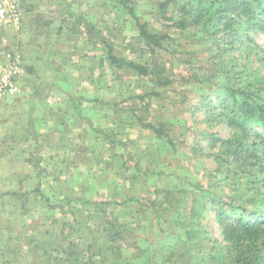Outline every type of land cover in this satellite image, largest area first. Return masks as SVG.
Masks as SVG:
<instances>
[{"label":"rangeland","instance_id":"obj_1","mask_svg":"<svg viewBox=\"0 0 264 264\" xmlns=\"http://www.w3.org/2000/svg\"><path fill=\"white\" fill-rule=\"evenodd\" d=\"M18 1L21 21H0V80L19 69L0 100V264H196L199 249L217 256L208 264L231 263L217 209L204 224L217 241L197 232L186 259L181 240L196 233L206 201H245L254 194L247 178L262 172L257 159L213 147L212 137L248 138L195 107L224 99V80L234 85L223 70L209 77L213 54L231 52L223 69L231 54L248 63L242 86L264 76L260 52L248 59L251 51L226 45L223 33L206 39L195 27H175L179 16L171 6L165 15L163 0L129 3L151 32L169 37L155 55L119 0ZM106 43L119 58L164 69L173 84L112 66ZM148 124H165L167 136Z\"/></svg>","mask_w":264,"mask_h":264},{"label":"trees","instance_id":"obj_2","mask_svg":"<svg viewBox=\"0 0 264 264\" xmlns=\"http://www.w3.org/2000/svg\"><path fill=\"white\" fill-rule=\"evenodd\" d=\"M119 2L135 20L139 36L151 52L155 55L158 50H166L165 41L169 40L168 35L151 32L148 25L138 17L135 8L129 4L131 3L130 0H119ZM160 5L162 10L165 11V15L170 6L176 11L179 19L175 21V27L179 29L195 27L203 33V38L209 36L216 39L219 34L223 33L220 38H223V43L226 44L227 42L226 45H229V43L233 46L241 44L240 50L245 48L246 52L251 51L247 54L248 59L254 51H257L260 52L258 53L259 58L262 61L264 60V40L261 41L264 38V0H163ZM103 42L105 43L104 40ZM230 53L227 47L224 46L219 49L218 55L216 53L212 55L214 65L209 77L216 78L213 73L223 70L225 74L232 77L234 85L229 86L230 81L228 79L224 80V84L220 87L227 91L226 97L224 99L215 98V100L206 99V101L204 99L198 107H195V111L205 113L209 122L220 121L224 117L232 124L234 129L241 132L242 137L248 138L247 141H241V139L235 137H231L229 140H222L217 137L211 139L216 142L212 144L215 148L218 146L220 149L229 148V153L234 156L248 155L250 159H257V166L262 172V176H255L254 179H250L252 177L247 178L250 182L248 191L252 190L254 194L246 197L243 202L232 199H230L231 201H224L215 196L210 201H206L196 217L198 218L196 221L198 223L194 224L196 233L192 231L188 233L187 231L186 241L181 240L183 245L179 249V254L182 258L189 259L191 257L189 244L193 243L195 236H198L197 232L201 234L203 230H207V233L216 239L213 233L205 229L207 226L204 224L215 220L212 219V211L217 209L215 214L218 218L216 222L220 228V236L224 241L232 244L231 251H228V254L232 256L231 263L228 264H264V76H256L254 80L245 81L243 87L237 84L236 81H239L238 76L242 75L243 71L247 72L248 63L241 64L235 54H231L233 55L229 60L231 61V67L224 66L223 69V57ZM106 54L110 64L118 69L132 70L144 77L155 76L157 77L156 83L162 87H169L173 84L170 76H166L164 69L159 68L157 65H155L156 69H151L147 65L119 58L115 54L114 47L110 44L107 45ZM239 57L244 58V55H239ZM237 69H239L237 72H233ZM254 70L257 71L258 69ZM156 71L157 73H155ZM231 73H233V76ZM144 127L153 130L158 136H167L164 132L166 129L165 124H160L159 127L148 124ZM216 160L218 165L226 163L223 156L216 157ZM197 189L201 191L203 187ZM8 195L19 196L16 193H8ZM216 201L218 202L215 203ZM49 204L50 202H48V206L51 209L55 208L52 204ZM114 231H111L110 235ZM114 234L113 240H116L119 235L118 233ZM199 250L202 258L198 259L201 262L196 264L213 263L217 259V256L215 257L214 252L211 250H208L209 254L206 250ZM143 255L145 254L140 252V256ZM230 255L223 257L219 255V259H227ZM74 256H76L75 261H79V255L73 254L72 257ZM170 259L171 262L172 259Z\"/></svg>","mask_w":264,"mask_h":264},{"label":"built area","instance_id":"obj_3","mask_svg":"<svg viewBox=\"0 0 264 264\" xmlns=\"http://www.w3.org/2000/svg\"><path fill=\"white\" fill-rule=\"evenodd\" d=\"M0 21L16 24L21 21V8L18 0H0ZM9 58H11V56H9ZM13 67L14 68L9 71L10 77L8 78V80H6L5 78H2V81L0 80V100L2 99L3 93L7 92L8 90L12 92L14 89L13 84H10L9 81L12 80L13 76L19 73V69L16 64ZM2 71L4 73H7L6 70L0 69V75H4Z\"/></svg>","mask_w":264,"mask_h":264}]
</instances>
